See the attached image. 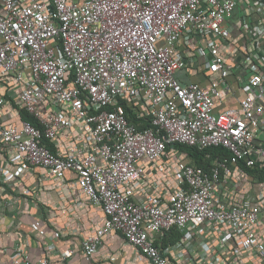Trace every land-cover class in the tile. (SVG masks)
<instances>
[{
  "label": "built area",
  "instance_id": "2783aa9c",
  "mask_svg": "<svg viewBox=\"0 0 264 264\" xmlns=\"http://www.w3.org/2000/svg\"><path fill=\"white\" fill-rule=\"evenodd\" d=\"M238 4L0 0V113L11 101L36 122H0V144L15 150L26 168L54 179L72 173L102 210L101 227L82 241L84 255L119 233L149 264H179L194 253L195 238L202 261L210 255V263L230 257L228 264H236L245 254L264 264V234L256 229L264 222V194L227 200L234 172L242 176L244 167L264 164V143L256 137L257 131L264 136V0L242 2V19L258 21L240 24L242 55L253 67L244 96L237 107L215 111L226 79L239 71L224 51ZM198 60L218 76L207 86L187 79ZM58 140L65 147L51 152L48 145ZM175 146L223 148L229 156L215 157L204 170ZM152 173L171 179L172 188L156 181L148 190L139 187ZM173 230L181 240L159 247L157 237ZM207 232L217 237L213 247ZM13 255L16 264H27L19 246ZM71 256L65 251L61 259Z\"/></svg>",
  "mask_w": 264,
  "mask_h": 264
},
{
  "label": "crops",
  "instance_id": "0c3cea01",
  "mask_svg": "<svg viewBox=\"0 0 264 264\" xmlns=\"http://www.w3.org/2000/svg\"><path fill=\"white\" fill-rule=\"evenodd\" d=\"M242 2L243 0H239L240 4L229 20L228 26L232 30L229 39L231 43L224 49L228 58L237 60L233 59L239 66V71L237 75L235 73L226 79L228 90L221 93L215 106L216 112L237 107L238 101L244 96L243 83L253 70L252 64L243 56L245 43L242 33L243 25L240 24L241 22L257 24L258 21L257 16L242 19ZM191 42L193 43L192 39L189 41V48L194 47ZM188 53L185 51L183 55L191 54V52ZM233 61L229 59L233 68L237 67L234 66ZM189 68L187 79L200 86H207L218 77L216 74L208 75L199 60L196 67ZM0 93L4 92L0 89ZM39 109L43 110V107ZM19 120H21L19 108L14 102H6L0 113V122L10 125ZM256 133L257 142L264 143V136L259 131ZM73 137L78 140L83 139L77 131L73 132ZM49 145L56 153L62 152L65 147L61 140L54 145ZM258 166L264 169V164L259 163ZM0 167V264H16L13 255L15 245L20 247L22 260L27 264H35L44 259L48 264H149L123 240L119 233L106 235L95 254L87 256L81 252L83 239L101 227L104 214L99 207L89 203L77 187L72 173H67L62 179H54L47 176L42 169L26 168L20 164L18 153L2 144H0ZM154 181L164 190H170L173 185L171 179L164 176L156 178L152 173L147 178L146 190L152 187L151 183ZM228 190V202L236 204L243 199L257 198L264 194V183L251 181L245 173L240 176L234 172ZM256 229L258 234L263 235L264 222H261ZM216 238L209 237L211 247L217 244ZM161 239L162 235L157 237L156 243L159 247H161ZM192 245H194V253L190 255L185 253L177 261L179 264H190L187 260L188 256L191 257L192 264H213L208 261L211 260L210 255L204 261L200 259L202 255L198 249L197 238ZM65 251H72V256L62 260L61 257ZM211 256H214L212 251ZM229 258L220 257L217 264H228L231 260ZM236 258V264H263L260 260L245 254H239Z\"/></svg>",
  "mask_w": 264,
  "mask_h": 264
},
{
  "label": "trees",
  "instance_id": "16d2710c",
  "mask_svg": "<svg viewBox=\"0 0 264 264\" xmlns=\"http://www.w3.org/2000/svg\"><path fill=\"white\" fill-rule=\"evenodd\" d=\"M20 110L21 120L29 122L31 124L36 125L34 119L25 113L24 110ZM49 149L51 152H54V149L51 145H49ZM176 150H179L182 154L186 156V158L196 167L207 170L211 164V161L215 157L226 158L229 156L228 152L223 148H211L207 150H199L196 147H186V146H175ZM209 155L210 158L206 156ZM245 175L251 179V181H256L257 183H264V169H260L258 165L252 168H243ZM182 235L177 231L173 230L169 233H163L161 239V247L165 248L166 246L173 245L176 242L180 241Z\"/></svg>",
  "mask_w": 264,
  "mask_h": 264
},
{
  "label": "rangeland",
  "instance_id": "374dc122",
  "mask_svg": "<svg viewBox=\"0 0 264 264\" xmlns=\"http://www.w3.org/2000/svg\"><path fill=\"white\" fill-rule=\"evenodd\" d=\"M2 90V89H1ZM3 91V90H2ZM141 164L142 165H144V164H146V162L143 160V161H141ZM166 175H169V172H167V173H165ZM163 174H161V175H157V173L155 174V177L156 178H160L161 176H162ZM165 175V176H166ZM170 175H171V173H170ZM146 185H147V181H145V180H142V181H140V183H139V187H141V188H145L146 187ZM208 234H209V236L210 237H212V236H215V235H213V234H211V232H207ZM217 241V240H216Z\"/></svg>",
  "mask_w": 264,
  "mask_h": 264
}]
</instances>
